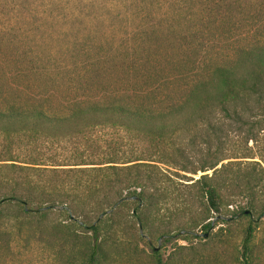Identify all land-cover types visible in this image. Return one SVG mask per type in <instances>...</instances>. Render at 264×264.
<instances>
[{
    "label": "trees",
    "instance_id": "1",
    "mask_svg": "<svg viewBox=\"0 0 264 264\" xmlns=\"http://www.w3.org/2000/svg\"><path fill=\"white\" fill-rule=\"evenodd\" d=\"M0 67L8 250L135 264L143 228L216 251L155 264H264V0H0Z\"/></svg>",
    "mask_w": 264,
    "mask_h": 264
},
{
    "label": "rangeland",
    "instance_id": "2",
    "mask_svg": "<svg viewBox=\"0 0 264 264\" xmlns=\"http://www.w3.org/2000/svg\"><path fill=\"white\" fill-rule=\"evenodd\" d=\"M1 70H3L2 67H0ZM230 209L232 210L233 208L231 207ZM228 213L230 212L228 211ZM247 221L248 218L244 217L240 222H234V225L237 226L238 223L244 224ZM261 222L262 229L264 230V217ZM219 226L214 228L211 233L213 234L215 230H218ZM29 235L31 236V243H27L21 238L17 239L14 248L11 250H8L4 244H0V264H65V256L62 249L63 240L60 236H55L48 232V230L30 233ZM159 240L153 239L152 243L148 239L137 241L139 246L137 250L140 257L135 261V264H155L157 255L154 252L155 248L159 246ZM205 241V239L193 236L186 237L184 233L176 234L169 241L162 239L158 250L165 258L168 256L178 257L181 245L187 246V249H182L185 254L194 248L200 252L215 253L216 251L212 249H202L206 243ZM235 241L237 243L240 241L238 233L235 235ZM232 253H234V250L224 255V264H227V260L230 264H238L236 259L233 260L230 257Z\"/></svg>",
    "mask_w": 264,
    "mask_h": 264
},
{
    "label": "water",
    "instance_id": "3",
    "mask_svg": "<svg viewBox=\"0 0 264 264\" xmlns=\"http://www.w3.org/2000/svg\"><path fill=\"white\" fill-rule=\"evenodd\" d=\"M134 199H136V197H134ZM140 206H141V205H140ZM54 208H55V209H63V208H67V206L55 205ZM115 208H116V206H114V207H112L111 209L107 210V213H111ZM103 216H105L104 213L101 214V218H102ZM82 224H84V223H82ZM182 232H184V231H182ZM141 235L144 236L145 238H147V239L149 240L150 243H152V239H151L149 236H147V235L144 234L143 228H141ZM164 237H166V236H164ZM162 239H163V238H161V239L159 240V246L156 247V250H158V249L160 248V244H161Z\"/></svg>",
    "mask_w": 264,
    "mask_h": 264
}]
</instances>
